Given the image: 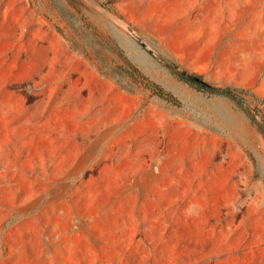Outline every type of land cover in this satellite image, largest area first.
Returning a JSON list of instances; mask_svg holds the SVG:
<instances>
[{
	"label": "rangeland",
	"instance_id": "rangeland-1",
	"mask_svg": "<svg viewBox=\"0 0 264 264\" xmlns=\"http://www.w3.org/2000/svg\"><path fill=\"white\" fill-rule=\"evenodd\" d=\"M0 264H264V0H0Z\"/></svg>",
	"mask_w": 264,
	"mask_h": 264
},
{
	"label": "trees",
	"instance_id": "trees-1",
	"mask_svg": "<svg viewBox=\"0 0 264 264\" xmlns=\"http://www.w3.org/2000/svg\"><path fill=\"white\" fill-rule=\"evenodd\" d=\"M167 66L170 67L171 65L167 64ZM148 86L153 91V93L155 95H158L160 98L165 99V100H167L173 104H179L178 100L173 95H171L169 92L165 91L164 89H162L158 85L150 83ZM195 87L198 90L209 93V94L227 97V98L231 99L232 101H235L239 104H241L242 100H243L241 97L242 94H244L246 92L243 89H234V88H229V87H217V86H213V85H209V86H205V87L195 85Z\"/></svg>",
	"mask_w": 264,
	"mask_h": 264
},
{
	"label": "water",
	"instance_id": "water-1",
	"mask_svg": "<svg viewBox=\"0 0 264 264\" xmlns=\"http://www.w3.org/2000/svg\"><path fill=\"white\" fill-rule=\"evenodd\" d=\"M115 22L121 27L123 28L125 31H127L129 34H131L134 39L144 48L146 49L149 53L152 52L148 45L144 42V40L135 33L133 27L128 23L126 22L125 20L121 19L120 17H117V16H114L113 17ZM171 69L175 70L181 77H184L186 79H188L189 81L199 85V86H202V87H205V86H209L210 84H208L207 82H205L201 77L197 76V75H194V74H190V73H187L185 71H182L180 70L177 66H174V65H171L170 66Z\"/></svg>",
	"mask_w": 264,
	"mask_h": 264
},
{
	"label": "bare ground",
	"instance_id": "bare-ground-1",
	"mask_svg": "<svg viewBox=\"0 0 264 264\" xmlns=\"http://www.w3.org/2000/svg\"><path fill=\"white\" fill-rule=\"evenodd\" d=\"M168 81L169 82H167L166 87L169 90L173 91L175 94H179L181 92L180 86L176 82H174L172 80H168Z\"/></svg>",
	"mask_w": 264,
	"mask_h": 264
}]
</instances>
